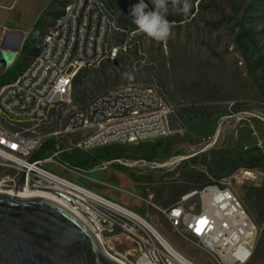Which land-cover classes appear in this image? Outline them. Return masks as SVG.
<instances>
[{
    "label": "rangeland",
    "instance_id": "1",
    "mask_svg": "<svg viewBox=\"0 0 264 264\" xmlns=\"http://www.w3.org/2000/svg\"><path fill=\"white\" fill-rule=\"evenodd\" d=\"M67 1L55 0L48 6L50 14L42 21L36 48L53 11ZM127 1L106 0L116 20L110 39L119 46L116 57L81 69L72 85L71 101L55 105L48 122L35 128L41 133L60 131L67 117L83 110L94 96L136 82L156 85L172 105L168 132L158 139L60 154L46 166L143 215L170 244L200 264L215 262L199 246L175 233L141 196L150 195L155 203L169 206L181 193L207 182L227 184L258 229L244 264H264V176L253 182L240 173L243 166L264 172V0H205L203 6L190 0L194 12L186 20L171 22L172 35L166 41H155L137 28L132 31L123 26L119 17ZM7 3L12 5L0 9V19L28 28L48 0ZM178 14L182 13H173ZM11 52L0 61V74L13 76L28 62L27 55L21 58L17 54L19 49ZM54 139L51 135L46 141L53 148L45 155L53 153ZM178 157L182 159L176 160ZM103 164L106 168L99 169ZM6 172L12 171L0 168V176ZM105 188L115 195H106ZM110 242L122 260L133 258L126 251L134 244L122 237Z\"/></svg>",
    "mask_w": 264,
    "mask_h": 264
},
{
    "label": "built area",
    "instance_id": "2",
    "mask_svg": "<svg viewBox=\"0 0 264 264\" xmlns=\"http://www.w3.org/2000/svg\"><path fill=\"white\" fill-rule=\"evenodd\" d=\"M111 17L113 10L106 0H68L62 6V17L45 27L39 57L26 63L30 72L0 91V168L12 171L0 176V190L58 201L92 229L109 256L122 263L200 264L170 244L143 215L46 166L60 154L158 139L168 132L172 105L154 98V91L159 90L156 85L134 89L130 82L91 98L83 110L67 117L60 131L41 133L35 128L48 122L55 105L71 101L73 80L81 69L116 57L119 46L110 41L116 27ZM51 135L56 142L53 153L33 157ZM73 169L82 172L78 166ZM240 173L253 182L264 176L246 166ZM141 199L215 264H244L249 259L257 225L227 184L207 182L181 193L169 206L155 203L150 195L143 194ZM119 237L134 244L126 251L134 256L126 262L112 250L110 240Z\"/></svg>",
    "mask_w": 264,
    "mask_h": 264
},
{
    "label": "water",
    "instance_id": "3",
    "mask_svg": "<svg viewBox=\"0 0 264 264\" xmlns=\"http://www.w3.org/2000/svg\"><path fill=\"white\" fill-rule=\"evenodd\" d=\"M0 264H122L74 212L43 195L0 191Z\"/></svg>",
    "mask_w": 264,
    "mask_h": 264
},
{
    "label": "clouds",
    "instance_id": "4",
    "mask_svg": "<svg viewBox=\"0 0 264 264\" xmlns=\"http://www.w3.org/2000/svg\"><path fill=\"white\" fill-rule=\"evenodd\" d=\"M155 11L146 12L147 4L144 0L134 5L131 15L132 21L137 29L155 41H166L172 35V24L166 19L169 12V5L173 13L179 12L187 15L191 10L190 0H152Z\"/></svg>",
    "mask_w": 264,
    "mask_h": 264
},
{
    "label": "trees",
    "instance_id": "5",
    "mask_svg": "<svg viewBox=\"0 0 264 264\" xmlns=\"http://www.w3.org/2000/svg\"><path fill=\"white\" fill-rule=\"evenodd\" d=\"M55 0H51L50 4L53 3ZM194 1H198L199 6H203V2L205 0H194ZM127 5L123 8V11L120 15V21L122 22L123 26H129L130 29L136 30V25L133 24V20L134 17L131 15V10L132 7L138 3H140L139 0H128L127 1ZM144 2L147 4V8L145 9L146 12L148 11H155V5L153 3H151L149 0H144ZM60 4L64 5L63 2H60ZM48 5V6H49ZM194 12V5L193 2L191 3V10L187 15L184 14H178L176 16L173 15V12H169L166 16V19H168L170 22L172 21H177L180 22L182 20H186L187 18H189V16ZM50 14V10L48 8L44 9V11L41 13L40 17L37 18V20L35 21V23L33 24L29 35L27 37V39L23 42L20 51H19V56H21V58H23L25 55H29V56H34V54L37 51V48L34 46V41L37 37V35L39 34V30L42 27V21L44 19V17L46 15ZM12 76L9 75H5V74H0V84L4 83L5 81H7L8 79H10ZM77 83V75L75 76L74 80H73V84L75 85ZM53 148L52 145L47 144L46 142H44L41 147L33 154V157H40L45 155V153L49 152L51 149ZM67 156H64V158ZM79 162H83L85 164V160H81ZM246 164H252V162H248ZM131 174V173H130ZM133 176V174H131Z\"/></svg>",
    "mask_w": 264,
    "mask_h": 264
},
{
    "label": "crops",
    "instance_id": "6",
    "mask_svg": "<svg viewBox=\"0 0 264 264\" xmlns=\"http://www.w3.org/2000/svg\"><path fill=\"white\" fill-rule=\"evenodd\" d=\"M50 1L51 0H48V3L46 5L45 9L48 8V5L50 4ZM64 3L65 2H63V4ZM11 5L12 4H8L7 3V0H0V9L11 7ZM60 10L59 11H53V14H54L53 19L60 13ZM36 20H37L36 17L32 18V20L30 21V24H28V28H23L16 21L13 22V21H10L8 19H0V61L3 62L7 57H10V55L12 53L11 52L12 50L19 49V51H20V48H21L23 42L27 39V37L29 35V32H30V30H31V28H32V26H33V24L35 23ZM17 54H19V53H17ZM27 56H28V60L31 57H33V56H29V55H27ZM15 57H13V58H15ZM104 190H105V194L106 195H109V196L110 195H115L113 190H111V189H106L105 188Z\"/></svg>",
    "mask_w": 264,
    "mask_h": 264
},
{
    "label": "bare ground",
    "instance_id": "7",
    "mask_svg": "<svg viewBox=\"0 0 264 264\" xmlns=\"http://www.w3.org/2000/svg\"><path fill=\"white\" fill-rule=\"evenodd\" d=\"M70 3H78V0H70ZM64 5H68V1ZM60 17H62V8L60 10V13L51 21V23L57 22V19H59ZM51 23H49L48 25H51ZM111 24H116V20L114 19V17H111ZM43 41H44V32L40 38L39 44L37 45V52L34 54L33 57H31L28 60L27 63H31V62L37 60V58L39 57V50H41V48H43ZM28 72H30V64H26L11 79L0 84V91H5L8 88H10V86L12 85V82H14L15 80H17L20 77H26ZM130 86H134V89H142L141 83L130 82ZM154 98L155 99H163L159 90L154 91ZM0 191H2V190H0ZM8 193L17 194V195H21V196L37 195V194H32V193H28V194L27 193H15V192H10V191ZM122 264H125V263H122Z\"/></svg>",
    "mask_w": 264,
    "mask_h": 264
}]
</instances>
